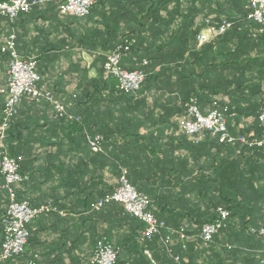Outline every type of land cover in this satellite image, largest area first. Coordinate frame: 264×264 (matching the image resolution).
Returning <instances> with one entry per match:
<instances>
[{"label": "crops", "instance_id": "0c3cea01", "mask_svg": "<svg viewBox=\"0 0 264 264\" xmlns=\"http://www.w3.org/2000/svg\"><path fill=\"white\" fill-rule=\"evenodd\" d=\"M45 1L20 16L14 27L0 19V48L15 32L18 53L37 59L44 89L81 117L80 127L91 134L88 136L102 135L104 142L103 150L95 152L79 133L57 122L48 102L20 103L13 151L23 156L22 171L27 180L18 186V195L33 207L50 202L60 211L30 223L27 252L31 259H37L38 264H86L93 255L98 223L84 221L89 215L84 205L101 188L115 185L123 171L134 187L151 197L153 207H165L161 218L169 227L207 218L217 202L249 207L253 209L250 217L264 223V157L250 153L243 144L221 145L213 138L195 145L180 122L189 87H181L180 76L191 59L193 47L188 36L194 28L192 23L187 28L182 25L193 18L200 24L208 17L206 24L209 20L218 26L213 23L227 19L220 5L225 0H103L88 18L61 15L56 0ZM134 35L138 47L122 56L124 69L153 66L148 73L156 74L161 68L170 69L137 95L115 92L113 83L98 89L102 73L99 61L125 37ZM198 37L199 49L208 42L200 44ZM255 42L251 58L262 63L264 44ZM227 43L226 47L234 49L236 39L229 38ZM223 45H218L219 51ZM161 46L163 52L159 51ZM152 52L160 53L161 64L148 62L146 54ZM9 66L7 59L0 57V89L7 83ZM216 99L230 102L223 96ZM200 109L208 113L210 105L201 103ZM1 116L0 109V120ZM226 116L234 135L260 134L254 113L244 104ZM7 206V193L0 188V221ZM84 227L92 228L86 238ZM129 230L128 226L120 229L123 234ZM2 241L0 222V253ZM125 245L121 264H171L160 239L149 244L151 253L137 239ZM189 258L193 264H206L209 259L200 248ZM185 260L189 264V259Z\"/></svg>", "mask_w": 264, "mask_h": 264}, {"label": "trees", "instance_id": "16d2710c", "mask_svg": "<svg viewBox=\"0 0 264 264\" xmlns=\"http://www.w3.org/2000/svg\"><path fill=\"white\" fill-rule=\"evenodd\" d=\"M6 1H10V0H0V2H6ZM63 1L64 0L55 1L59 13H60V6L63 3ZM102 1L103 0H99V2L93 7V9L97 5L101 4ZM248 1L249 0H225V2L222 1L220 5L222 7V10L227 13L226 20L232 22L233 26L223 36L209 40L208 43L202 45L199 49L197 48V44H198L197 37L202 30L206 29L207 26L206 19H208V17L203 18L200 24L194 18L193 20L185 19L186 21L182 26H186L187 28L192 23V26H194V28L192 29L191 33H189L188 36V40H190L192 43L191 47H193L192 54H190L191 59L189 60L187 66H183L184 70L182 71V75L180 76L182 80L181 87L185 88L189 86L186 90V99L184 100L185 114L183 115L181 121L187 118V114H188L187 104L192 98L198 99L199 107H201V103L209 104L210 105L209 112H211L213 109L216 108L215 103H217V107L228 105L227 107L229 114L233 111H236L239 105L244 104L246 110L252 111L254 113V117L258 121L259 113L264 110V105H263L264 95L263 96L261 95L264 89V83L261 82V80L264 79V61L260 63L258 59L257 60L252 59L250 51L252 50L253 45L258 44L255 41H260L262 42V44H264V30L262 31L261 27L258 24L248 19V16L251 12L250 2ZM212 2H217V0H212ZM36 7L34 8L37 9L38 7L37 8ZM93 9L86 18H88L92 14ZM234 11L237 12L236 16L231 15V12L233 13ZM28 13L20 14L14 22H11V20L7 17L0 16V19L7 21L12 27H14L16 25V21L18 20V18ZM222 22L223 21H221L220 23L214 22L213 24L220 25L222 24ZM12 33L15 34V42L17 48L16 33L15 32ZM134 36L125 37L121 41L122 43H124L126 40L133 38L136 41L134 45L130 48V50L124 52L122 56L131 53L135 49H137L138 37L137 36L134 37ZM233 37L236 39V43L234 45L235 48L229 49L228 47H226V45L228 44L227 43L228 39ZM219 44H224L223 47L221 48L222 51H219V47H218ZM4 45H5V41L2 47L0 48V57L3 59L5 57V59H7V62L10 64V55L2 51ZM159 48H160L159 51L161 52L164 51L162 46ZM214 51H216V53H214ZM159 54H160L159 52L147 53L146 59L148 60V62L152 61L153 63L161 64V60L158 58ZM220 54H222L221 58L223 59H221L218 62ZM106 59L107 56L103 59V61H99L102 63V67H101L102 73L100 75V79L98 80V85H97L98 89L100 86L102 87V85L106 86L109 84V82L105 81L103 77L104 65ZM152 68L153 66H150V68H146L145 70L144 69L131 70V71H143L146 74V78L142 85L141 91L143 90L145 85L148 86L153 85L154 84L153 81L165 75L166 74L165 71L170 69V68H164V69L161 68V70L157 74L154 72L148 73L149 69ZM255 68L258 69L256 70ZM255 70L256 72L254 73ZM256 78L260 79V82L255 81ZM190 85L192 86L191 89H190ZM112 90L124 94L123 92L119 91L115 86H113ZM258 94L261 96L255 99V97H257ZM0 95L3 97L2 101H0V109L2 111V116L0 120L1 123L3 118V107L5 101V97L2 95L1 89H0ZM125 95H129V94H125ZM217 96L230 98V102L229 100H224L223 102L222 101L219 102V100L216 99ZM24 101L37 102L34 100H23L22 102ZM234 106L237 107L236 109L233 110ZM208 113H204V114H208ZM18 115L11 122V126L8 131L7 144L11 156L13 157L21 156L23 158L22 155L15 154V152L13 151V141L16 138L15 121ZM56 120L57 122L65 126L68 130H71L72 133L75 132L79 133L81 139L85 141L88 147L90 146L87 143V136L91 134L89 132H84L83 128L80 127L81 119L79 122H73L66 119H57V118ZM228 128L230 130L229 126ZM257 131H260L259 136L263 132V130L260 129L259 126ZM100 136L102 137V135ZM213 140L219 143L218 140L214 138ZM103 142L104 139L102 137V143ZM200 144H202V142L199 143L198 145ZM221 145H230V144H221ZM244 146L246 149L249 150L250 153L255 152L258 155L264 157V146L261 147H249L246 145ZM21 173L23 174L22 169H21ZM122 174L123 172H121V174L119 173L120 176L117 183H115V185H112L105 189L101 188L97 196H93L91 200H89L84 205V207L87 208L86 209L87 213H89L88 218H86L84 221L86 222L88 219L89 220L91 219L93 220V222L98 223V229L96 230L97 235L94 234L95 236L93 239V244L95 248L97 242L101 239L106 238L109 241H111L114 244V246L120 251L116 264H121V260H122L121 248H125L126 246L125 243H128V241H131L132 239L133 240L137 239V242L141 244L143 248L145 247L148 253H151L149 249V244L154 239H160L161 249L162 251H164L171 264H188L185 260L186 258L189 259V264H193V262L189 258V254L193 250L195 251V249H199V248L209 258L208 260H206V264H261L262 261L264 264V241L259 234V230L264 227V223L262 221H257L254 217L251 218L253 216V212H252L253 209H249V207H238L236 204L234 205V203L232 202H228L226 204L222 202H217L214 211H212L211 214L207 216V218L205 219L200 218L194 221L192 220V222L186 221L183 222L181 226L173 228V227H169L168 223L161 218L163 213L165 212L164 211L165 207H153L151 197L144 194L140 189L136 187V189L140 193L146 195L150 199V210L155 214V216L159 221L165 223V227H166V229L163 230V233L161 235H156L154 236V238L147 241L142 240V233L144 229L143 223L140 222L138 219L134 218L133 216H131L130 214L126 213L124 210V206L122 204L117 202H111L106 204L100 211L92 212V205L94 203H96L98 200L105 197L106 195L113 193L119 187L120 178ZM1 179L3 180L2 176ZM129 181L132 184L130 179ZM25 182L26 181L16 186V194L19 201H28L26 199L20 198L18 195V186ZM2 185H3V181H1L0 183V188L2 187ZM2 191L7 193L3 189ZM7 197H8V205H9L10 198L8 193H7ZM52 204L56 205L55 203ZM221 207L230 211V217L227 220L225 227L222 228L215 235L213 241L206 246L204 245L202 239L200 238L202 229L204 225H206L207 223L214 222L218 219L219 216L218 209ZM7 209L8 206L5 208V213L0 221L2 233H3L2 220L7 212ZM124 226H128L130 228L128 233L123 234L120 231V229ZM130 226H132L133 228ZM91 229H92L91 227H84L82 234L83 238H86V234L90 232ZM169 230L170 232H168ZM181 230H184V232L186 233L187 236L190 237V239L188 240L182 239L181 235L179 234ZM169 233L171 234V242L169 245H165L163 238ZM3 239H4V235H3ZM95 248L92 257L86 261V264H92L91 261L95 257ZM262 252L263 255L261 256L260 253ZM152 258L154 259L155 262H157L153 257V255ZM36 260L31 259V257L29 256L26 250L25 253H23L22 255L1 262L0 264H38Z\"/></svg>", "mask_w": 264, "mask_h": 264}, {"label": "built area", "instance_id": "2783aa9c", "mask_svg": "<svg viewBox=\"0 0 264 264\" xmlns=\"http://www.w3.org/2000/svg\"><path fill=\"white\" fill-rule=\"evenodd\" d=\"M45 2V0L0 2V16L7 17L11 22H14L20 14L31 12L34 7ZM98 2L99 0H64L60 6V14L85 18ZM249 2L251 12L248 19L258 24L263 31L264 0H249ZM207 24H209L208 28L198 37L200 44L223 36L233 26V23L227 20L218 26L212 25L209 20H207ZM135 42V39H128L107 55L103 75L104 80L113 83L119 91L132 95H137L141 90L146 74L143 71L124 69L121 66V58L123 53L129 51ZM2 51L10 55V66L7 83L1 89L5 101L3 118L0 123V174L3 178L1 188L8 193L10 202L2 220L4 239L0 263L25 253L30 238V223L40 216L60 212L52 203L33 207L28 201H19L17 198L16 186L27 180V177L21 173L23 158L10 155L7 141L11 122L18 115L20 103L23 100L45 101L53 106L57 119L80 120L79 117L70 112L68 105L56 99L51 91L44 89L41 85L42 78L37 71V60L24 58L18 53L14 33L6 37ZM187 106V118L181 121V127L187 135L192 137L194 144H199L207 138H214L221 144L240 143L249 147L264 146V110L258 115L259 128L263 130L260 136L256 133L234 135L228 128L227 106L217 107V103H215L216 108L208 114L201 112L197 98H192ZM87 140L93 151L101 152L103 150L100 135L88 136ZM127 175V171H123L119 187L113 193L94 203L92 209L99 211L111 202L122 204L126 213L143 223L142 240H151L154 236L163 233V230L166 229L165 223L157 219L150 210V199L130 183ZM218 215L216 221L207 223L202 229L200 238L206 246L225 227L230 217V211L221 207L218 209ZM179 234L184 240L190 239L184 230H181ZM259 234L264 241V227L259 230ZM163 241L165 245H169L171 234H167ZM119 252V249L111 241L106 238L101 239L96 244L92 264H116Z\"/></svg>", "mask_w": 264, "mask_h": 264}]
</instances>
